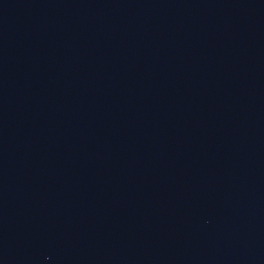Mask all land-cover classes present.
<instances>
[{"label":"water","instance_id":"obj_1","mask_svg":"<svg viewBox=\"0 0 264 264\" xmlns=\"http://www.w3.org/2000/svg\"><path fill=\"white\" fill-rule=\"evenodd\" d=\"M0 264H264V0H0Z\"/></svg>","mask_w":264,"mask_h":264}]
</instances>
